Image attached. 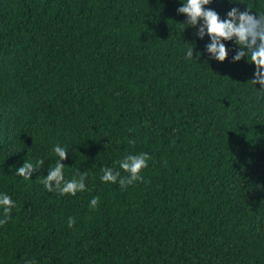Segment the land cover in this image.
<instances>
[{
  "label": "trees",
  "instance_id": "1",
  "mask_svg": "<svg viewBox=\"0 0 264 264\" xmlns=\"http://www.w3.org/2000/svg\"><path fill=\"white\" fill-rule=\"evenodd\" d=\"M179 6L0 0V192L15 202L0 264H264L254 67L232 62L231 42L224 62L200 55L207 37L183 30ZM207 7L264 14V0ZM57 144L69 151L65 178L86 174L84 192L44 189ZM140 153L151 157L141 181L101 182L104 168ZM41 158L30 179L16 175Z\"/></svg>",
  "mask_w": 264,
  "mask_h": 264
},
{
  "label": "clouds",
  "instance_id": "2",
  "mask_svg": "<svg viewBox=\"0 0 264 264\" xmlns=\"http://www.w3.org/2000/svg\"><path fill=\"white\" fill-rule=\"evenodd\" d=\"M178 3L180 6L176 10L177 13L185 17V22L181 23L184 25L183 30L194 28V35L198 40H204L207 37L208 42L200 55H206L208 60L224 62L229 52L233 50L228 47V42H231L235 49L231 58L232 62L236 63L244 59L254 67L253 77L250 80L255 86L253 91L257 99L264 100V14L258 15L247 8L241 10L232 7L221 17L217 11L207 7L212 0H178ZM185 55L193 58V48ZM246 58H250L251 62H248ZM257 85L260 87L257 88ZM52 153L57 159L55 166L48 168L47 175L41 180L44 189L49 192L56 191L60 196L66 194L75 196L77 193L84 192L86 190L85 173L77 172L72 179L65 178V165L62 161L67 158L68 149L57 144L53 146ZM150 158L148 153L125 155L118 161V170L104 168L100 180L102 183L116 184L118 182L121 188L132 185L143 179L141 171L148 167ZM44 162L43 158L37 159L35 165L25 162L15 170L16 175L30 179L33 171L41 168ZM121 171L126 175L121 177ZM97 203L96 198L90 201L91 206H96ZM14 207L15 202L12 197L0 192V211L3 213L0 224L7 222ZM74 222L69 219V227Z\"/></svg>",
  "mask_w": 264,
  "mask_h": 264
}]
</instances>
